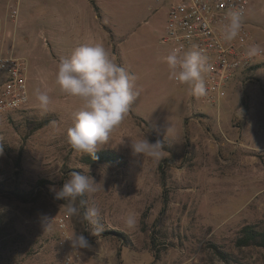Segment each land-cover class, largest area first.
<instances>
[{
	"label": "rangeland",
	"instance_id": "obj_1",
	"mask_svg": "<svg viewBox=\"0 0 264 264\" xmlns=\"http://www.w3.org/2000/svg\"><path fill=\"white\" fill-rule=\"evenodd\" d=\"M172 2L93 0L86 8L80 0H0L1 22L8 17L13 27L12 7H18V19L21 12L44 14L48 31L62 43L52 56L43 50L46 41L53 46L49 32L45 41L34 33L22 38L30 55L14 54L28 64L30 104L0 116V264H61L74 246L66 239L78 233L89 241L91 247L80 250L91 260L106 248L115 250V264H264L263 248L236 246L244 226L264 225V54L222 91L218 105L203 102L189 85L169 79L162 59L171 51L163 38ZM96 5L102 8L97 19ZM251 8L247 25L264 48V10ZM85 43L102 44L135 76L136 99L98 149L124 155L127 167L88 166L82 162L86 153L68 141L82 101L60 89L56 71ZM36 89L51 97L46 110ZM144 135L151 143L154 137L169 141L173 152L161 148L159 158L134 154L131 140ZM72 171L99 184L84 197L88 203L79 216L67 215L60 209L64 201L55 199ZM92 205L101 213L102 229L95 233L83 215ZM129 213L136 215L133 228L125 223ZM46 218L52 221L47 228Z\"/></svg>",
	"mask_w": 264,
	"mask_h": 264
},
{
	"label": "clouds",
	"instance_id": "obj_2",
	"mask_svg": "<svg viewBox=\"0 0 264 264\" xmlns=\"http://www.w3.org/2000/svg\"><path fill=\"white\" fill-rule=\"evenodd\" d=\"M242 29V13L235 10L228 12L222 25V38L228 42L234 41L240 36ZM261 54H264V48L258 43L249 45L246 50L249 57ZM162 59L170 70L169 79L189 85L192 94L197 97L207 94L202 74L207 71L208 58L203 50H198L195 46L190 51L173 48ZM134 80L135 76L115 63L108 50L100 43L82 44L72 51L70 57L59 61L56 84L68 96L82 101V106L73 113V125L67 129L68 141L74 150L94 154L100 146L109 142L111 133L125 119L138 95L134 91ZM34 94L41 110H46L51 97L46 91L39 89ZM131 148L140 157L159 158L162 155V144L149 142L145 135L131 140ZM98 185L91 175L72 171L63 187L55 191V199L64 201L60 209L67 215L79 216L81 207L88 203L84 197L95 193ZM83 215L92 225L93 233L102 229L98 207H87ZM51 222L46 218L45 227H49ZM136 222V215L129 213L125 219L126 226L133 228ZM70 239L79 249L91 247L83 233Z\"/></svg>",
	"mask_w": 264,
	"mask_h": 264
},
{
	"label": "built area",
	"instance_id": "obj_3",
	"mask_svg": "<svg viewBox=\"0 0 264 264\" xmlns=\"http://www.w3.org/2000/svg\"><path fill=\"white\" fill-rule=\"evenodd\" d=\"M248 7V0H173L170 5L163 41L170 45L171 50L181 48L182 51H190L195 46L196 49L203 50L208 58L207 71L202 74L207 91L202 97L203 102L218 105L227 84L255 64L257 56L246 55L249 45L256 43L245 22ZM233 10L242 13L243 29L236 40L228 42L222 38L221 30L226 14ZM18 16V7L10 8L11 19L17 21ZM2 45L3 40L0 39V72L6 76L0 87V116L24 110L29 105L27 61L15 56L13 52L5 54ZM67 219L60 220L63 228ZM69 240L70 238L66 239ZM61 264L92 263L83 257L79 248L73 246Z\"/></svg>",
	"mask_w": 264,
	"mask_h": 264
},
{
	"label": "crops",
	"instance_id": "obj_4",
	"mask_svg": "<svg viewBox=\"0 0 264 264\" xmlns=\"http://www.w3.org/2000/svg\"><path fill=\"white\" fill-rule=\"evenodd\" d=\"M80 1H82L84 3V6L88 8V6H91V3H87V2H91L93 0H80ZM248 1H249V6L252 7L251 9L255 8L260 11L264 10V0H248ZM95 8H96V12H94V17L97 19V16L95 14L100 15V12H102V8L99 7L98 5H96ZM251 12L252 10H249L248 15H246L247 16V18H245L246 24L249 23L250 20L249 16ZM7 20H10V18L6 17L4 18L3 22L0 21V26L1 27L3 26V28L0 30V32H2L0 34L1 35L0 39L3 40L2 46L4 52L8 51V52H13L14 54L21 53L22 55L28 56L31 53L30 52L31 49H29L26 46H23L22 44L23 37L33 35L34 33H36L40 39H44V41L46 40V37L44 36L46 35V33L49 32L48 29L50 28V19L46 18L44 14L29 16L26 14L24 15L21 12L20 18L17 21H14V25L12 28H10V24ZM34 27H37V29L34 30ZM49 34L52 36L53 46L48 45L46 41L45 44L43 45L44 46L43 50L47 51L48 53H50V55L53 56L56 55V52L58 51L57 49L60 48L62 43L59 40H55V38H53L54 33L52 31H50ZM255 65H257V63H255L254 66ZM244 73L245 72H242L238 76L243 75ZM238 76L236 77V79H232L225 88H227L234 80H235V84H237ZM5 77H6L5 75L0 77V85L4 83ZM194 99L196 100L195 96ZM197 116L206 117L205 114H201V113L197 114ZM198 119H196V122L192 121L191 123L192 131H193V132L191 131V137L193 138V140L197 139L196 136L193 135V133L195 131V128L198 126L197 125ZM219 138L221 139V136H219ZM215 141L217 142V140ZM223 144L224 143H222V145ZM114 256H115V250L111 249L109 251V249L101 248L99 251L96 252V256L94 260L89 259V257L87 256L85 258L92 264H115Z\"/></svg>",
	"mask_w": 264,
	"mask_h": 264
},
{
	"label": "trees",
	"instance_id": "obj_5",
	"mask_svg": "<svg viewBox=\"0 0 264 264\" xmlns=\"http://www.w3.org/2000/svg\"><path fill=\"white\" fill-rule=\"evenodd\" d=\"M44 124L40 123L38 128H42ZM154 142H160L162 144V149L164 151L173 152V147L171 143L162 138L154 137ZM82 162L88 166L96 167L103 164L114 165L118 167H127L128 160L124 155L113 151V150H97L94 154H85L82 157ZM169 162L168 159L164 160L163 165L160 169L164 170V164ZM40 185L45 186V181H40ZM20 200L23 202H29L28 197L25 195H18ZM236 246L238 248L256 246L264 249V225L250 224L244 226L240 231V236L236 240ZM216 252L221 254V251L214 247Z\"/></svg>",
	"mask_w": 264,
	"mask_h": 264
}]
</instances>
